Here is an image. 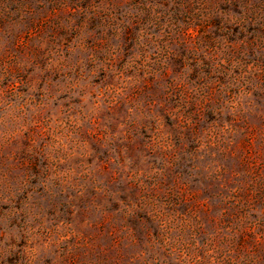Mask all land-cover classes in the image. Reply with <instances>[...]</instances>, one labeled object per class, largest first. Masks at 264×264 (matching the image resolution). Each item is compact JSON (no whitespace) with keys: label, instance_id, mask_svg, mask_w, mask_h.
<instances>
[{"label":"rangeland","instance_id":"obj_1","mask_svg":"<svg viewBox=\"0 0 264 264\" xmlns=\"http://www.w3.org/2000/svg\"><path fill=\"white\" fill-rule=\"evenodd\" d=\"M0 264H264V0H0Z\"/></svg>","mask_w":264,"mask_h":264}]
</instances>
